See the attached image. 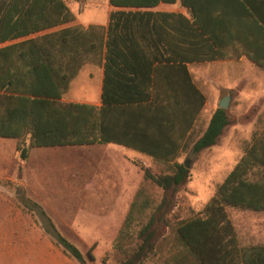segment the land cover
<instances>
[{
    "label": "trees",
    "instance_id": "1",
    "mask_svg": "<svg viewBox=\"0 0 264 264\" xmlns=\"http://www.w3.org/2000/svg\"><path fill=\"white\" fill-rule=\"evenodd\" d=\"M167 1L109 0L117 10L107 26L84 27L72 24L65 0H0V139L20 141L24 161L31 149L105 144L151 160L133 161L143 178L113 244L114 264H264V245L241 246L226 210L264 211V132L253 136L203 211L189 218L173 212L191 177L179 159L216 146L231 119L217 108L199 130L207 99L187 64L215 56L204 51L195 24L153 10ZM86 65L103 67L101 106L63 101ZM34 205L54 244L83 263Z\"/></svg>",
    "mask_w": 264,
    "mask_h": 264
},
{
    "label": "rangeland",
    "instance_id": "2",
    "mask_svg": "<svg viewBox=\"0 0 264 264\" xmlns=\"http://www.w3.org/2000/svg\"><path fill=\"white\" fill-rule=\"evenodd\" d=\"M65 2L83 24L108 20L109 0ZM97 71L98 67L84 66L65 98L95 94ZM192 72L207 99L199 130L207 126L227 96L231 124L216 146L199 156L188 150L179 159L188 162L191 171L190 180L175 199L173 212L181 218L203 211L253 136L264 132V86H225L213 63L194 65ZM19 142L0 139V264H114L113 244L143 178L132 161L151 166V160L115 146H91L31 149L24 161ZM34 204L45 211L57 232L79 249L83 263L64 255L54 244L45 230L51 228ZM226 210L241 246L264 245V211Z\"/></svg>",
    "mask_w": 264,
    "mask_h": 264
},
{
    "label": "crops",
    "instance_id": "3",
    "mask_svg": "<svg viewBox=\"0 0 264 264\" xmlns=\"http://www.w3.org/2000/svg\"><path fill=\"white\" fill-rule=\"evenodd\" d=\"M113 10L117 8L110 5L108 20L104 24H83L76 16L72 24L106 27ZM153 10L180 14L195 24L200 39L205 41L204 51L215 56L214 61L197 65L213 63L216 76L225 82V86L239 88L244 85L254 86L255 83L264 86V0H168L166 3L160 2ZM251 57L261 65L252 61ZM192 66L194 65L187 64L193 75ZM96 73L98 85L95 94L82 98H63V101L101 106L103 67H98ZM93 146H115L125 151H135L115 144Z\"/></svg>",
    "mask_w": 264,
    "mask_h": 264
},
{
    "label": "water",
    "instance_id": "4",
    "mask_svg": "<svg viewBox=\"0 0 264 264\" xmlns=\"http://www.w3.org/2000/svg\"><path fill=\"white\" fill-rule=\"evenodd\" d=\"M229 97L227 96V97H224L221 101H220V103H219V105H218V108L219 109H222V110H227V108H228V106H229ZM185 166L188 168V169H190V167H189V165H188V162H185Z\"/></svg>",
    "mask_w": 264,
    "mask_h": 264
}]
</instances>
